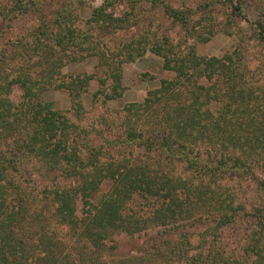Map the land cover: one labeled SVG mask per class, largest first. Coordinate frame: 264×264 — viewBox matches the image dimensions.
<instances>
[{"label": "trees", "instance_id": "1", "mask_svg": "<svg viewBox=\"0 0 264 264\" xmlns=\"http://www.w3.org/2000/svg\"><path fill=\"white\" fill-rule=\"evenodd\" d=\"M12 2L13 9L7 10L0 0V19L25 16L38 4ZM112 3L107 0L92 18L80 19L90 31L81 41L76 40L78 26L70 13L55 19L56 30L48 36L54 49L67 51L73 41L107 67L94 103L106 93L109 78L113 88L106 98L120 97L124 64L147 51L163 57L164 67L175 72L143 101L129 103L117 114L125 135L121 143L143 148L141 157L109 153L103 159L102 147L92 140L82 142L69 112L44 99L55 70L31 71L32 57L41 54L43 45L36 32H13L5 47L0 20V264L65 263L66 255L47 229L49 215L38 211L40 203L50 207L59 224L88 241L78 263L91 264L115 233L133 235L143 229L129 206L141 198L154 199L153 216L143 223L168 226L196 214L210 221L196 238L181 237L162 264H264V67L247 70L251 67L243 43L230 54L207 57L197 55L194 47L177 53L167 39L151 41L141 35L123 43L94 36L95 30L116 34L125 28L121 17L106 11ZM162 4L173 11L174 21L188 23V15ZM256 28V47L264 51V24ZM93 78L76 75L62 84L79 100ZM15 84L23 91L19 103L10 97ZM76 103L73 108L78 110ZM37 162L45 171L40 182L33 178ZM50 171L54 175L48 179ZM105 180L112 186L95 201ZM29 224L35 228L32 241L27 240ZM230 225L240 228L236 238L225 234Z\"/></svg>", "mask_w": 264, "mask_h": 264}, {"label": "rangeland", "instance_id": "2", "mask_svg": "<svg viewBox=\"0 0 264 264\" xmlns=\"http://www.w3.org/2000/svg\"><path fill=\"white\" fill-rule=\"evenodd\" d=\"M37 7L32 13L25 16H17L14 20H3L1 25V44L7 47L6 40L13 32L21 34L36 32V36L43 43L40 47L41 54L35 53L32 57L31 71L34 75L42 74L49 69L55 70L53 84L44 92V99L52 101L55 107L65 113L69 112L70 119L76 121V133L84 143L92 140L97 148H103V159L114 155L142 156L144 149L140 146H130L128 142L121 143L125 139L122 134L123 127H119L117 114L121 113L129 103L141 102L150 90L157 88L163 79H172L175 72L164 67L163 57L147 51L142 57L134 62L124 64L122 68L123 94L117 98L107 99L105 94L113 88V80L108 79L104 89L106 93L99 94L97 101L93 102L94 94L100 88V79L107 77L106 66L102 65L96 56H88L86 51L80 50L77 45H71L67 51L51 46L52 39L48 34L56 30L53 22L66 13L76 17V40L81 41L85 34H89L87 25L80 19L92 18L94 10L103 5L107 0H36ZM107 7V12L121 17L125 27L118 33H101L95 30L94 36L109 41L116 39L120 42H128L145 35L151 41H165L167 39L178 52L189 50L194 47L199 56L221 57L232 53L240 43L245 46V61L250 64L251 73L264 67V51L256 46L260 44L258 38V23L264 24V0H112ZM7 10L13 9L12 0H1ZM170 7L188 15V23L173 19V11ZM241 5V6H240ZM13 11H11L12 13ZM46 23L50 26H46ZM102 35V36H101ZM14 37V35H13ZM53 48V49H52ZM42 50V51H41ZM46 56L41 59L39 56ZM61 59L62 64L57 67ZM43 60L44 63H38ZM48 60L49 62L47 63ZM80 75L86 77L94 75L85 85L84 91L78 98L75 91L68 89L62 83H68L72 77ZM202 82L201 79L199 83ZM210 81L206 84L209 85ZM22 88L15 84L10 97L15 103L22 100ZM77 99V108H73L74 100ZM81 101V102H80ZM105 101V104L102 102ZM81 105V106H80ZM77 111V112H76ZM75 113V115H74ZM123 116L124 114H120ZM78 123V124H77ZM120 138V139H119ZM118 139V140H116ZM120 140V142H119ZM5 148V147H4ZM4 150V149H3ZM2 150V151H3ZM2 153H0L1 156ZM33 164V163H32ZM44 169L39 162L34 163L33 178L43 181ZM54 175V172H49ZM47 179V180H48ZM112 182L105 180L95 201L110 190ZM140 196H138V199ZM44 204V203H43ZM38 205V211L45 210L49 215L46 226L51 235L55 237L56 244L66 257L63 264H79L78 259L82 252L89 249V244L79 232L70 230L65 225L59 224L52 218L50 207L42 208ZM131 204V205H130ZM154 199L141 202H130L131 213L135 218L142 221L143 229L132 234L115 233L113 239L106 243L104 252L91 264H122L124 260H130V264H162L165 257L171 256V251L176 249L177 241L184 235L195 237L204 232L210 221L205 217L198 219L199 214L181 219L168 226H152L143 223L153 216ZM79 213L82 203L79 204ZM198 217V218H197ZM27 240H31L30 234L35 229L30 224L27 227ZM27 233V232H26ZM241 233L236 225H230L225 234L230 238H236ZM32 244V243H31ZM76 261V262H75ZM88 263V262H87ZM89 264V263H88ZM127 264V263H125Z\"/></svg>", "mask_w": 264, "mask_h": 264}]
</instances>
